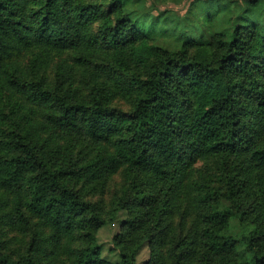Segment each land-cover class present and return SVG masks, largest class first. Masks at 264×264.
I'll use <instances>...</instances> for the list:
<instances>
[{
    "label": "trees",
    "instance_id": "16d2710c",
    "mask_svg": "<svg viewBox=\"0 0 264 264\" xmlns=\"http://www.w3.org/2000/svg\"><path fill=\"white\" fill-rule=\"evenodd\" d=\"M130 1L0 0V264H264V0Z\"/></svg>",
    "mask_w": 264,
    "mask_h": 264
},
{
    "label": "rangeland",
    "instance_id": "374dc122",
    "mask_svg": "<svg viewBox=\"0 0 264 264\" xmlns=\"http://www.w3.org/2000/svg\"><path fill=\"white\" fill-rule=\"evenodd\" d=\"M189 0H131L128 4V10L137 12L140 14L157 16L161 13L168 14L172 20L178 18H184L186 12L189 8ZM54 71H49V76L53 80ZM120 185V176H117L112 180L106 190L102 193H97L94 200H101L105 205L109 206L112 196L114 195L116 188ZM126 218L124 212H120L117 215L114 223L105 225L101 228L97 234V242L102 247L103 258L112 262L119 261L118 251L114 250L113 238L120 231V225L122 221ZM5 232L8 236L5 238L10 243V248L14 251L22 250L26 239L19 236L16 240H13L15 233H13L10 228L5 227ZM149 259V249L145 247L138 256V264H144Z\"/></svg>",
    "mask_w": 264,
    "mask_h": 264
}]
</instances>
